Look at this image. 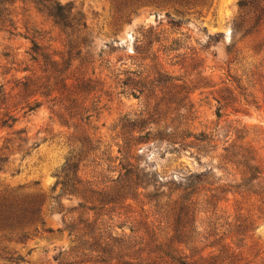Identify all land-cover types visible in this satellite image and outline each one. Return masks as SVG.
I'll list each match as a JSON object with an SVG mask.
<instances>
[{"label": "trees", "instance_id": "obj_1", "mask_svg": "<svg viewBox=\"0 0 264 264\" xmlns=\"http://www.w3.org/2000/svg\"><path fill=\"white\" fill-rule=\"evenodd\" d=\"M113 1L120 7L119 20L125 22L136 10L146 6L199 15V9L210 0ZM36 5L64 36L62 50L55 53L31 39V56L40 68L44 67L43 74L31 73L24 77L19 89L27 98L28 110L45 105L49 119L61 128H72L73 133L69 135L68 156L54 174L51 190L58 187L57 195L44 193L35 186L29 206L8 202L5 192L0 195L2 259L13 264L25 261L8 245L24 243L29 231L36 234L43 228L42 208L48 200L52 202L50 210L62 215L63 227L68 230L73 244L59 253L56 264H264V258H259L258 245L252 241L256 222L264 218V160L251 146L232 141L222 148L215 166L189 172L179 179L172 175L165 182L148 168L145 159L141 162L140 147L152 143H161L175 154L193 149L198 158L215 151L213 135L193 134L188 129L192 107L188 99L190 92L183 91L187 89L184 82L183 87H178L186 96L182 94L172 102V110L169 105L159 103L152 113L148 110L126 113L111 129L116 150L103 144L94 122L102 108L99 100L104 94V72L113 76L122 95L134 96L135 90L139 92L147 84L165 87L175 81L158 64H147L151 61L148 56L153 53V46L162 42L160 33L151 27L139 31L131 56L137 70L102 67L98 73L95 69L89 73V67L84 70V66H80L89 55L85 51L90 46L87 43L90 29L84 13L71 3L62 4L58 0H40ZM237 6L240 14L232 22L226 56L229 64H245L248 56L244 50L248 47L242 42L250 43L249 50L254 55L263 54L252 67L262 70L264 80V0H239ZM165 16L169 13L165 12ZM168 25L174 30L180 28L178 21L171 20ZM217 37L213 39L219 43ZM213 39L209 36L206 46L211 45ZM180 48L174 43L167 50ZM151 55L152 60H156L155 54ZM199 68L197 75L201 77L203 65ZM121 75L124 78H120ZM228 77L230 86L224 88L223 93L221 90L215 99L216 117H221L222 107L231 104L234 89L230 87L233 81L238 82ZM207 87L213 86H202ZM248 96L241 93L242 106H249ZM31 99L34 106L29 105ZM14 108L9 98H0V130L13 127ZM150 125L154 126V132L147 127ZM23 133L17 130L13 135ZM26 141L25 137L4 139L1 143L0 137V174L10 163L12 152H21V145ZM227 194L236 198L232 206L243 215L239 214L234 222H211L208 231L200 232L196 227L197 216L222 212L229 206ZM64 196L74 200V205L65 206L61 201ZM135 207L138 211L133 210ZM27 210L30 218L25 220ZM116 211V218L121 215L125 222L114 224ZM125 226L129 233L124 232ZM115 229H121V233H115Z\"/></svg>", "mask_w": 264, "mask_h": 264}, {"label": "rangeland", "instance_id": "obj_2", "mask_svg": "<svg viewBox=\"0 0 264 264\" xmlns=\"http://www.w3.org/2000/svg\"><path fill=\"white\" fill-rule=\"evenodd\" d=\"M37 1L40 0H0V98L10 99L15 107L13 114L16 119L11 129L0 130L1 143L4 139L25 137L27 139L21 145V152H12L10 163L4 173L0 174V195L5 192L8 202L23 203L27 206L35 186L44 193L58 194V187L54 191L51 190L55 182L54 174L68 156L69 135L73 133L72 128H61L58 123L49 119L50 115L45 105L28 110L27 98L19 89L24 77L31 73L43 74L44 67L40 68L31 56V39L55 53L62 50L64 36L48 16L38 11ZM58 1L62 4L71 3L76 9L81 10L87 19L90 29L87 43L90 46L85 51L89 52V55L87 54L81 61L80 66H84V70L87 67L89 73L92 69L98 73L102 67H114L120 71L137 70L131 58L132 49L139 31H146L151 27L156 33H160L162 42L158 46H153L151 54H155L156 60H152L150 54L148 61L151 60V63L147 64H158L159 68L164 69L167 75L175 79L171 85L165 87L160 86L161 84L157 86L147 84L141 91L135 90L134 96L122 95L113 76L104 72L106 75L103 76L104 94L99 100V106L102 108L97 116V122H94L102 135L103 144L116 150L111 129L117 119L126 113H139L145 110L152 113V109L159 103L169 105L172 110L174 108L172 102L181 98L183 94L180 87L184 86L182 85L184 82L187 89L183 91L190 92L188 99L192 107L188 129L193 134L213 135L212 145H215V151H208L205 156L198 158L193 149L175 154L161 143H152L140 147L142 163L145 159L148 168L163 182L170 180L172 175L179 179L181 175L189 172L200 171L210 165L215 166L218 161L216 157L222 154V148L232 141L251 146L264 160L263 72L252 67L263 54L254 55L249 50L250 43L242 42L243 46L248 47L244 50V54L248 56L245 64H229L225 52L230 42L232 22L240 14L237 6L239 0H210L208 5L199 9V15L178 14L171 9L146 6L136 10L125 22L119 20L120 7L113 0ZM165 12L169 13L168 17L165 16ZM171 20L180 23L178 30L170 28L168 22ZM216 35L219 36L217 37L219 43L214 42L213 37ZM209 36L213 41L210 42L211 45L206 46ZM174 43L180 45L182 49L168 51L167 48L173 47ZM200 65H203L201 77L197 75ZM228 76L238 82L233 81L230 87L234 89L231 104L222 107L221 117H216L218 105L215 99L221 90L223 93V89L230 86L227 83V80H230ZM120 78H124L123 75ZM203 85L213 87L202 88ZM241 93L249 95L246 97L249 106H242ZM183 96H186V93ZM29 103L30 106H34L33 99ZM157 116L159 117V114L154 118ZM147 127L150 132L155 131L154 126ZM17 130L24 133L19 136L13 135ZM16 144L18 145V142L14 143V147ZM225 198L229 200V206L224 207L222 212L217 211L214 216L210 214L197 216L196 227L200 232L208 231L211 222L219 224L234 222L239 214L243 215L232 206L236 198L230 194ZM61 201L67 207L75 203L65 196L61 197ZM51 204L52 202L47 200L42 208L41 218L44 226L41 230L36 234L29 231L28 239L24 243L8 245V248H14L24 257L25 261L20 264H56L55 258L59 253L72 247L68 230L63 227V217L50 210ZM133 210L138 211V208L135 207ZM117 213L118 211L114 213V224L125 222L126 219L121 215L119 219L116 218ZM120 213L123 214L122 211ZM29 218L30 212L27 210L25 220ZM65 220L67 222L68 217ZM125 227L124 232L129 233L127 226ZM45 230H51L53 233L48 234L44 232ZM115 233L120 234L121 229H115ZM252 241L258 245L259 258H264V218L256 222ZM0 264L13 263L3 260L0 256Z\"/></svg>", "mask_w": 264, "mask_h": 264}]
</instances>
